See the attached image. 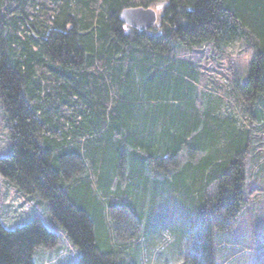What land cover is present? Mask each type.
Instances as JSON below:
<instances>
[{"label": "trees", "instance_id": "16d2710c", "mask_svg": "<svg viewBox=\"0 0 264 264\" xmlns=\"http://www.w3.org/2000/svg\"><path fill=\"white\" fill-rule=\"evenodd\" d=\"M132 6L161 13L140 30L121 19ZM235 39L253 47L239 94L263 100L264 0H0V97L11 140L0 176L49 202L81 249L79 264H130L108 240L98 191L122 199L146 189L153 155L174 158L173 174L156 181L193 182L200 199V224L180 256L185 264H216V231L232 227L246 202L253 129L217 115L188 116L174 96L188 98L200 68L181 51L207 42L220 50ZM184 150L199 158L178 167ZM120 163L126 185L110 190ZM155 232L147 229L149 249ZM59 239L39 217L13 229L0 219V264H36V250Z\"/></svg>", "mask_w": 264, "mask_h": 264}, {"label": "rangeland", "instance_id": "374dc122", "mask_svg": "<svg viewBox=\"0 0 264 264\" xmlns=\"http://www.w3.org/2000/svg\"><path fill=\"white\" fill-rule=\"evenodd\" d=\"M156 11L159 15L161 8ZM181 54L198 62L200 68L197 77L189 79L193 87L188 98L184 100L182 97L183 100L180 101V98L174 96V101L177 99L180 105L178 111H187L188 116L200 114L203 121L209 120L208 118L214 120V115L220 119L231 118L237 127L247 126L253 129V151L245 159L246 202L232 227L216 231V264H264V99L248 102L239 94V87L247 79L253 47L242 39H235L222 45L220 50L207 42L181 51ZM189 104L195 107L192 109ZM183 106L186 108H182ZM3 111L0 97V156L11 151L8 135L10 125L3 120ZM176 113L173 112V119L177 118ZM153 157L152 164L156 170H147L146 175L152 181L146 189H136L134 195L128 193L122 199H113L111 194L105 196L103 191H98L105 226H111L107 229L108 240H115L112 244L122 251L116 256L124 258L130 264H145L149 258L151 253L146 237L148 228L158 231L154 235L162 228H171L176 233L175 243L166 252L156 254L159 264H166L169 259L182 256L180 252L190 234L200 224V214L197 211L200 199L194 191L196 185L181 181L169 186L164 182L159 183L156 180H164L173 174L174 167L171 164L174 163V158ZM65 158L71 163V159L76 156L69 152ZM196 158H199L198 152L184 150L175 156V165L181 167L186 160ZM123 161L129 171L125 157L121 159V163ZM121 163V169L110 178V190H114L121 181V187L126 185L127 171ZM93 180L97 181V177H93ZM0 182V219L7 228H16L39 217L50 230L59 234L57 244L36 250L35 263L79 264L81 249L74 245L65 229L52 218L49 202L38 196L24 194L2 176ZM112 199L115 201L113 204ZM141 216L142 228L139 233H135V221ZM131 247V252L127 254Z\"/></svg>", "mask_w": 264, "mask_h": 264}, {"label": "clouds", "instance_id": "9594fccd", "mask_svg": "<svg viewBox=\"0 0 264 264\" xmlns=\"http://www.w3.org/2000/svg\"><path fill=\"white\" fill-rule=\"evenodd\" d=\"M176 233L171 228H162L158 234L154 235L150 248L151 255L145 264H159L156 254L166 252L176 241ZM166 264H185L184 257L171 258Z\"/></svg>", "mask_w": 264, "mask_h": 264}, {"label": "water", "instance_id": "95a60500", "mask_svg": "<svg viewBox=\"0 0 264 264\" xmlns=\"http://www.w3.org/2000/svg\"><path fill=\"white\" fill-rule=\"evenodd\" d=\"M158 18L156 9L143 6H132L121 12V19L128 25L140 30L152 27Z\"/></svg>", "mask_w": 264, "mask_h": 264}]
</instances>
